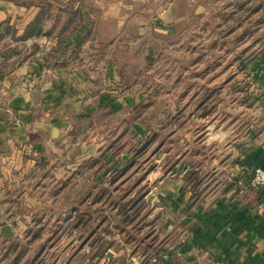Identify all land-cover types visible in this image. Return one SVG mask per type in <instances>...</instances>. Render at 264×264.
Listing matches in <instances>:
<instances>
[{
    "label": "crops",
    "instance_id": "0c3cea01",
    "mask_svg": "<svg viewBox=\"0 0 264 264\" xmlns=\"http://www.w3.org/2000/svg\"><path fill=\"white\" fill-rule=\"evenodd\" d=\"M46 4L42 30L48 35L30 37L14 47L0 43V264L6 263L11 242H22L16 229L26 231L38 223V227L68 230L74 209L105 207L112 171L124 168L132 147L150 134L145 120L153 107L162 104L171 112L182 107V100L186 109L187 98H181L186 63H166L164 67L171 70L162 79L154 74L160 68L155 56L171 49L181 53V47H106L103 42L127 35L130 26L139 44L149 31L170 40L190 21H210L215 27L220 19H229L231 27L240 20L264 18V9L256 10L257 5L264 7V0H51ZM73 4L84 7L82 21L61 47H55L56 35L73 17ZM40 9L0 0V24L8 20L22 36L40 16ZM248 27L235 28L229 39L241 36ZM50 40V47H40ZM96 43L98 47H93ZM33 44L38 47H30ZM253 52L245 68L254 89L243 99L239 114L235 117L229 104L222 118L218 110L204 117L198 110L191 120L198 122L194 136L180 134L174 163L166 162L168 147L163 162L154 161L142 180L147 187L146 223L136 240L150 248L132 253L122 233L111 227L110 238L120 247L107 259L109 264H143L159 244L166 248L157 264H264V194L248 183L254 167L264 168V47ZM250 107L253 123L244 121L250 118ZM183 119L186 123L179 124V133L187 128ZM202 119L209 120L202 124ZM234 124L243 137L230 141L226 135L213 136L215 129L231 133ZM202 127L206 141L197 139ZM171 132L166 131L164 146ZM123 142L129 144L122 146ZM193 167L205 177L198 199L190 204L184 177ZM5 226L12 238L3 235ZM70 229L66 236L72 246L77 241Z\"/></svg>",
    "mask_w": 264,
    "mask_h": 264
},
{
    "label": "rangeland",
    "instance_id": "374dc122",
    "mask_svg": "<svg viewBox=\"0 0 264 264\" xmlns=\"http://www.w3.org/2000/svg\"><path fill=\"white\" fill-rule=\"evenodd\" d=\"M31 2V0H19V3L21 2ZM18 1H16L17 3ZM33 5L36 6L37 3L33 2ZM73 4L74 10L80 9L81 11L84 9V7H79V5ZM254 5V4H253ZM256 6V10L264 9L262 5L258 7ZM225 7V6H224ZM253 9V8H252ZM250 10L253 12V10ZM252 12L250 15H252ZM232 20L229 19H220L218 24H215L211 26L210 21H190L188 25L185 27V29L182 31L180 35H176L172 39L168 40L166 37H163L161 35L157 37V35L153 36L151 32L149 31V34L141 37V40L139 44H135L138 40L137 37H134L132 33L131 26L128 28L127 35H117L116 37L112 38L109 42H103V45L106 47H181V53H179V50H170L168 53H160L155 56L153 59L154 62L157 64H160V68H158L157 71L154 72L155 75L158 76V78L165 77L168 72L171 70L170 67H164L166 66V63L168 62H176L178 60H181L182 62L186 63V69L182 71L184 75V79H186V84H184V91L185 95L183 94V97L181 98H187L186 107L188 109L193 108V104L197 101L203 100L205 97H207V94H210L211 99H215V101L222 100L223 102H217L216 104H219V108H215L214 110H218L217 115H219V118H222L224 114L225 107L229 104V109L234 110L232 112L235 117L239 114L241 107L243 106V99L251 95L253 93L254 89V81L252 77L248 76L245 66L248 65L250 56L254 53L253 50H259L261 47H264V18L258 21L244 19L238 21V24L236 26L229 25ZM233 24L234 21H233ZM244 24L249 25V27L244 31V33L241 36H237L230 40V35L234 32L235 28L242 27ZM64 27V25L61 27V29ZM219 27V31H216V29ZM12 28L15 30V37L17 38L12 39L10 35H7L3 39V45L6 47H14L19 44L24 43V41L18 40L21 36H18L17 31L14 26ZM255 29V30H254ZM215 31V32H214ZM217 32V35H216ZM215 33L216 36L213 35ZM91 36L88 34L87 36L95 39V35L90 33ZM213 35V36H212ZM46 36L43 34L42 36H37L36 38H41ZM28 39V38H27ZM26 39V40H27ZM136 41V42H135ZM52 41H48L46 43H41L40 47H50V44ZM142 43V44H141ZM235 44V45H234ZM245 45V47H239L237 46ZM34 45V44H33ZM38 47V44H36ZM147 45V46H146ZM234 45V46H233ZM97 43L94 44L93 47H96ZM32 47V45L30 46ZM98 47V46H97ZM183 47H186V50H182ZM242 48V50H241ZM237 49V50H236ZM185 52V53H184ZM180 54V55H179ZM244 58L243 62L241 60ZM163 60H165L163 62ZM244 63V64H243ZM172 72V71H171ZM177 71H174V73ZM161 90V89H160ZM159 90V92H160ZM206 92V93H205ZM187 96V97H186ZM210 100V99H209ZM229 100H234V102H231ZM228 101V102H227ZM215 104V102L213 101ZM184 101L181 100V106L183 107ZM233 105V106H232ZM247 105L245 104L244 107ZM160 105H156L154 108H159ZM153 108V109H154ZM194 113H196L195 109H193ZM237 110V111H236ZM250 118L248 119V116H246L244 121H251L253 123L254 118V109L250 107ZM198 111V110H197ZM236 111V112H235ZM215 112V111H213ZM217 112V111H216ZM158 118L155 119L157 122H155V127L160 129L161 133L157 135L155 141L149 148L145 149V151L138 157V161L143 163L142 168H149L153 167L152 165L155 164L154 161L160 160V164L163 162V153L164 151L169 147L171 149L170 155L167 157L166 162L168 165H172L174 163V157L179 149V137L181 134V137L186 133L189 136H194L193 133L196 131L195 125L198 124V122H191L192 118L194 116H188L187 114V128L183 133H179L177 131L178 123H172L169 124L168 122L165 123L162 118V113L159 110L157 112ZM184 119H182L183 121ZM209 119H202V124L205 123L204 121ZM182 123V122H181ZM195 123V124H194ZM227 124L226 120H224L223 125ZM241 120L236 123L240 124ZM176 125V127H173V125ZM219 125H221L219 123ZM235 125V124H234ZM235 128L231 133H225L226 129H215L213 131V136L215 134L218 135L219 139H221L223 136L228 138V140L232 141L233 139L239 137H243V134H240L241 129ZM170 127V128H169ZM182 127V126H181ZM190 127V129H189ZM173 128H176L175 133H173ZM172 130L171 137L169 141H165V146L163 144V139H166V131ZM197 139L199 138L200 141H206L208 138L204 133V128H200L198 131ZM129 138V136H127ZM184 138V137H183ZM196 139V140H197ZM198 139V140H199ZM197 140V141H198ZM196 142V141H195ZM193 143L194 146L196 143ZM129 144V142H123L121 143L122 146ZM164 159V161H165ZM167 165V168H168ZM167 170V169H166ZM133 172L132 169L129 170L128 174ZM160 172L162 173V169H160ZM136 173V172H135ZM134 173V174H135ZM136 175H139V172H137ZM129 178L130 182H128L125 185H129L134 182V178ZM199 177L201 180V184L199 186V191L203 189L204 184L202 182V179L205 177V173L201 171L199 173ZM127 180V181H128ZM141 186H146L144 183L141 184ZM125 187V186H124ZM33 224V223H32ZM35 225V224H34ZM53 226V225H52ZM43 232L40 236V238L37 240H34L33 243L28 245L27 247L24 246L27 241H29L30 234L26 235V232L31 229V233L34 232V229L38 228V223L36 226H31L30 228H27L28 230L24 231L22 229H16L17 236L22 239L21 244H19L18 248L25 249V256L24 259L21 261L20 264H26L27 259L30 257L33 258L34 256V248L38 246L39 242H43L50 238L52 235V231L55 228L49 227V226H42ZM67 232L63 234L58 242L54 244V246L51 249V252L49 251L46 255L47 261L50 258V253L52 256H54L58 251L61 249H65L67 252H69L72 249L70 239L66 236ZM22 237V238H21ZM54 237V236H52ZM50 238L48 240L49 244L54 243V238ZM69 240V241H68ZM68 247V248H67ZM56 248L58 250H56ZM113 254V250H111ZM38 255V254H37ZM12 256V255H11ZM44 258V256H43ZM47 263V262H46ZM109 264L107 259L104 257L102 261L99 264ZM69 264H82L81 258H76V260L71 261ZM119 264V263H118Z\"/></svg>",
    "mask_w": 264,
    "mask_h": 264
},
{
    "label": "trees",
    "instance_id": "16d2710c",
    "mask_svg": "<svg viewBox=\"0 0 264 264\" xmlns=\"http://www.w3.org/2000/svg\"><path fill=\"white\" fill-rule=\"evenodd\" d=\"M14 1H18L17 3H19V0ZM50 1L51 0H31L29 3L26 1L21 2V4L25 6L33 5V2H36V6L41 8V14L26 27L24 34L18 38V40L24 41L30 37H37L43 34L48 35V31L43 33L42 30L45 17L44 14L45 11H47L44 9L43 4L47 3L46 7H48L50 5ZM80 11V9L75 10L72 13V19H70L56 35L55 47H61L65 43L67 36L72 34V32H74L77 26L81 23L82 16ZM7 35H10L12 39H17L15 37V30L9 25L8 20L0 24V43L3 42V39ZM32 47L37 46L32 45ZM207 95L208 96L203 100L195 102L193 104V108L191 109H188L187 107L184 109L183 105V107H176L170 112L166 109L164 110L162 104H158V106H161L160 109L154 108L156 107L155 105L151 112V115L154 116L152 117L149 115L145 120L150 134L144 138L142 143L132 147L133 154L124 168L112 171V175L109 180L111 190L105 188L106 198L104 201L107 200L106 205L104 203L105 207L101 206L99 208L92 209L88 205H85L78 207V209H74V221L70 228H73L75 231V240L77 243L72 245V249L69 252L65 249H61L54 256L50 253V258L47 261L46 255L49 251L51 252L54 244L58 242L65 232L70 234L72 230L70 228L67 230L65 227L59 226L52 231V235L50 236V238L52 236L55 237L54 243L49 244L48 240L50 238L43 242H39L38 246L34 248L33 254L35 257L27 259L26 264H69L71 261L76 260V258H81L82 264H99L109 250L116 251L120 247L118 243L110 238L112 235V231L110 230L111 227L116 228L119 233H122L124 243L129 244L128 246L132 253H136L138 250L144 252L147 248H150L149 245H142L139 240H136V236L139 232H141V230H143L146 223L144 209H146L147 201L144 198V195L147 187L141 186V182L154 167L142 168L143 163L137 159L145 151V149L149 148V146L153 144L157 135L161 133L160 129L155 127V122H157L155 119L158 118L157 112H159V110L164 116L162 117L164 121L163 129L165 128V123L167 122L169 124L172 122L182 125L183 123H186L185 121H182L184 116L187 119L188 116H193L195 114L193 109L196 110L195 112L200 110L201 112L199 113V116L201 117L211 114L216 107L218 99L214 104L213 100L210 98V94ZM113 155L114 154L111 155L112 158L114 157ZM130 169H132L133 172L128 174ZM137 172H139V175H136ZM133 175H135L134 182L129 185H125L130 182L128 179ZM184 178L185 186L191 192L190 204H193L198 199L200 193L199 186L201 184V180L199 173L193 167L186 173ZM101 191L104 192V190H100V192ZM36 224L37 223L33 226H36ZM43 228L44 227L40 226L37 229H34V232L32 233L31 229H29L26 232V235L30 234L31 236L29 237V241H27L24 246L27 247L33 243L34 240H37V238L39 239L43 232ZM146 236H148V234L145 235V237ZM107 237L110 239H107ZM19 244L21 243L13 241L8 246L4 255L7 259L5 264H20L24 259L25 249H19ZM165 248L166 247L161 246L160 244L157 245L155 251L143 260V264H157L161 258L160 254H162ZM56 250L58 249L56 248ZM152 259L155 260V263H152Z\"/></svg>",
    "mask_w": 264,
    "mask_h": 264
},
{
    "label": "built area",
    "instance_id": "2783aa9c",
    "mask_svg": "<svg viewBox=\"0 0 264 264\" xmlns=\"http://www.w3.org/2000/svg\"><path fill=\"white\" fill-rule=\"evenodd\" d=\"M249 185L256 190H261L264 194V168L254 167L248 174ZM152 263H155L153 259Z\"/></svg>",
    "mask_w": 264,
    "mask_h": 264
},
{
    "label": "water",
    "instance_id": "95a60500",
    "mask_svg": "<svg viewBox=\"0 0 264 264\" xmlns=\"http://www.w3.org/2000/svg\"><path fill=\"white\" fill-rule=\"evenodd\" d=\"M2 233L5 237L12 238V233H11V230L8 226H5L2 228ZM105 257H106V259L110 260L112 258V253L108 252Z\"/></svg>",
    "mask_w": 264,
    "mask_h": 264
}]
</instances>
